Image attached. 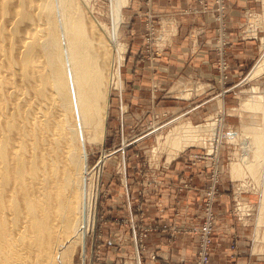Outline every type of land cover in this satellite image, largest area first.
<instances>
[{
    "label": "rangeland",
    "instance_id": "374dc122",
    "mask_svg": "<svg viewBox=\"0 0 264 264\" xmlns=\"http://www.w3.org/2000/svg\"><path fill=\"white\" fill-rule=\"evenodd\" d=\"M88 1L95 14L111 25L112 0ZM229 1L196 0L197 16L205 17L204 19L209 17L213 20L209 31L215 34L212 46L214 56L211 58L215 63L214 75L212 79L196 80L195 78L183 82H177L176 79L163 80L161 75L165 76L171 70L161 68L159 62L164 61L166 49L170 45L173 46L183 30L192 36L191 41L194 42L196 50L200 35L208 31L206 30L208 27L205 26L207 22L195 20L192 21L193 24L190 23V28L186 24L188 26L186 28L176 14L170 13L169 16H165L159 12V5L152 0H129L123 7L120 40L125 42L128 48L121 66L123 87L112 90L105 141L101 144H88V167L93 178L95 177L93 180L98 188L94 201L96 223L95 228L86 237L85 247L78 249L72 264H139L138 262L146 264L147 252H149L146 238L155 230L164 232L169 242L165 245L166 248L177 247L175 241L181 237L182 241L185 240L187 244H190L188 259L184 257L178 264H213V255L218 252L216 250L220 214L218 204L222 196L227 205L224 215L229 222V229L225 230L227 234L224 235H228L226 240L229 244L228 258L223 257L224 259L218 262L220 264H264V238L260 235L264 231V222L260 223L262 194L253 184H250L249 188L242 189L243 180L241 179L244 177L231 172L232 160L234 157L239 159L243 152L241 141L244 135L233 140L229 139L227 133L229 129L241 130L246 123L255 121L262 115L260 111L256 113L246 108L243 101L250 97L253 86H257L258 91L263 90L262 93H264V73L255 79L244 81L262 54L264 0H248L240 5L236 4V1L233 3L236 5H232ZM238 11L240 13L242 11L241 16H236ZM250 13L259 14L261 17L250 16ZM163 21H167L168 32L163 28L165 24ZM175 22L178 23L174 24ZM172 25L175 26L173 28L175 34L172 31ZM232 32L239 35L238 41H246L247 44V41L251 40L252 45L241 44V46L231 47L229 34ZM187 42H190L189 39ZM139 44H142L144 49L136 51ZM200 97L203 100L197 99ZM198 104V109L189 113L191 112L189 109ZM190 120L195 124L209 122L210 126L204 125L200 128L201 133L207 127L214 126L211 125L212 121L216 120L219 123L215 125L216 129L211 133L212 137L209 134L206 141L196 138L180 147L177 150L179 152L170 155L172 152L170 143H163L166 135L173 127L178 125L179 128L183 122ZM211 140L214 142L212 143ZM210 153H212L211 158L208 156ZM103 155L108 160L99 171L98 164ZM172 156L179 158L182 161L179 166L183 167L181 180L175 183L168 178L169 175L167 177L162 173L172 169V163L175 161V158L171 161ZM165 187L173 188L178 195L184 193L185 197L189 191L195 190L197 196L193 198L192 203L184 202V198L178 195L176 199L174 198L175 205L178 203L182 210V212L177 211V215L184 219L183 223L170 221L144 225L142 203L148 195L159 194ZM134 190H136V196H133ZM244 193L248 195V197L245 196L246 200L253 203V207L250 206L247 210H243L242 201H240ZM216 195L219 196L215 197ZM191 207H195L194 211H191ZM259 240L263 241L261 247ZM170 242L175 245H171ZM186 243H183V249L185 244L187 251ZM254 244H257L255 245L257 248ZM158 257H160L158 251L150 254L151 260H157ZM214 262H217V259Z\"/></svg>",
    "mask_w": 264,
    "mask_h": 264
},
{
    "label": "bare ground",
    "instance_id": "6f19581e",
    "mask_svg": "<svg viewBox=\"0 0 264 264\" xmlns=\"http://www.w3.org/2000/svg\"><path fill=\"white\" fill-rule=\"evenodd\" d=\"M128 1L112 0L113 21L108 25L88 0H0V264H72L95 228L98 188L88 167V144L105 141L112 90L123 87L121 66L128 48L120 40V26ZM167 21H163L165 31ZM262 39V54L244 81L264 73ZM262 91L253 86L243 101L246 108L260 111L261 118L241 130L227 131L233 140L244 135L243 152L239 159L234 157L230 170L244 177L242 189L253 184L261 191L260 223L264 222ZM218 123L212 121L214 126L201 133L209 122L185 121L173 127L163 143H170L172 155L196 138L212 137ZM102 157L99 171L108 160ZM245 196L240 199L243 210L253 205ZM260 235L264 238V231Z\"/></svg>",
    "mask_w": 264,
    "mask_h": 264
},
{
    "label": "crops",
    "instance_id": "0c3cea01",
    "mask_svg": "<svg viewBox=\"0 0 264 264\" xmlns=\"http://www.w3.org/2000/svg\"><path fill=\"white\" fill-rule=\"evenodd\" d=\"M155 2V4L159 5V12H161L163 15H169L170 13L176 14L178 16L179 20L181 22H184V25L190 23H194L192 21L195 20H205L207 23L206 26V33L203 35H200L199 44L196 47L194 42L191 41L193 38L190 34H187L185 30L182 31L180 36L178 35L176 42L173 44V46H169L165 51V58L164 61H160V67L164 69L171 70L170 72L166 73L165 76L161 75V78L163 80H178L177 82H183V81H190L191 79L196 80H206V79H212L213 77V70L215 67L214 61L211 60L214 56V51L212 50L213 43L215 41L214 37L215 34L211 31L210 24H213V20L209 17L204 19L205 17L201 18L198 15V13H195L196 11V0H152ZM237 2L236 4H243L244 2H248V0H230L232 5ZM235 11V10H234ZM241 16L242 11L236 12V16ZM196 16V17H195ZM235 16V15H234ZM210 21V23H209ZM183 25V26H184ZM185 26L186 28L188 27ZM204 26V25H203ZM210 26V28H209ZM190 28V26H189ZM204 28V27H203ZM238 33V32H237ZM229 37L231 38V47L235 46H243L252 45V41L248 40L247 44L246 41H238L239 35L235 32H232L229 34ZM189 39L190 42H187ZM136 51L143 50L144 47L142 44H139L136 47ZM210 55V56H209ZM243 67V66H240ZM198 100H203V98H197ZM205 102V101H204ZM203 104V103H202ZM198 105L192 107L191 112L193 113L195 110L198 109ZM196 107V108H195ZM180 108V107H179ZM181 109V108H180ZM188 111V110H187ZM177 112V111H176ZM182 161H180L179 158H175V161L172 163L173 167L172 169L167 171V173L162 172L163 174H166L170 177L169 179L173 180V182L180 181V175L182 174V166H179ZM165 177V178H167ZM198 178L196 177V181ZM177 184V183H176ZM135 189V188H134ZM135 191L133 192V196L135 195ZM177 192L174 191L173 188H167L165 187L162 189V191L159 194H150L145 198V201L142 203V210H143V218H144V225L150 224V223H157V222H176V223H183L184 219L179 217L180 215H177V211H181L180 206L178 203L175 205V199L177 197ZM181 198H184V202L189 203L193 198L197 196V192L195 190H191L187 193L186 197L184 196V193L178 195ZM184 196V197H183ZM175 198V199H174ZM183 200V199H182ZM183 202V201H182ZM195 207H191V211H194ZM197 211V210H195ZM227 211V205L224 203L223 196L221 197V202L218 204V212L219 214V220L217 225V234H216V241H217V251L213 255V264H220L218 261L221 259L228 258V241L226 238H228V235L225 232V230L229 229V222L227 221L226 213ZM189 220V219H188ZM233 234V233H232ZM225 236V237H224ZM146 243L149 247V252H147L148 259L146 264H178L180 260H182L184 257L185 259H188V251L190 244H187L185 240L182 241V237L179 238V240H176L175 243H177V247L172 248H166L165 245H167L169 242L167 238L164 236V232L161 233L158 230H155L151 232L148 237L146 238ZM171 243V242H170ZM183 243H186L188 245L187 251H186V245L184 244L183 249ZM171 245H175L173 242ZM172 247V246H170ZM153 251H158L160 254V257H158L157 260H151L150 254ZM165 257V258H162ZM221 257V258H220ZM219 258V259H218ZM217 259V262H214V260ZM141 263V262H140ZM227 264V263H226Z\"/></svg>",
    "mask_w": 264,
    "mask_h": 264
},
{
    "label": "built area",
    "instance_id": "2783aa9c",
    "mask_svg": "<svg viewBox=\"0 0 264 264\" xmlns=\"http://www.w3.org/2000/svg\"><path fill=\"white\" fill-rule=\"evenodd\" d=\"M205 1V0H204ZM208 155V154H207ZM208 156L212 157V153H210ZM209 227V226H208ZM202 263V262H201Z\"/></svg>",
    "mask_w": 264,
    "mask_h": 264
}]
</instances>
